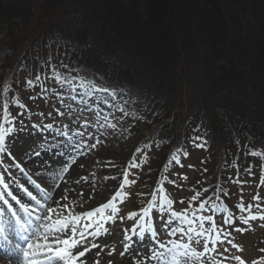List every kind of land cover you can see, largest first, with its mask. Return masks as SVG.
Instances as JSON below:
<instances>
[{"label": "trees", "instance_id": "1", "mask_svg": "<svg viewBox=\"0 0 264 264\" xmlns=\"http://www.w3.org/2000/svg\"><path fill=\"white\" fill-rule=\"evenodd\" d=\"M0 70L7 112L15 101L26 105L16 86L33 89L57 73L79 81L96 74L150 112H168L188 140L179 150L211 159L201 194L217 182L227 200L231 174L217 172L232 154L264 161V0H0ZM147 117L139 118L148 130L155 120ZM172 161L157 152L151 188Z\"/></svg>", "mask_w": 264, "mask_h": 264}, {"label": "rangeland", "instance_id": "2", "mask_svg": "<svg viewBox=\"0 0 264 264\" xmlns=\"http://www.w3.org/2000/svg\"><path fill=\"white\" fill-rule=\"evenodd\" d=\"M72 67L73 68L70 70H73L74 72L82 71L75 68V66ZM6 71L7 70H5L4 72ZM2 72L3 71L0 70V74ZM83 74L86 75V73ZM92 78L93 80H100L96 74H93ZM73 79L74 77H69L68 80H72V83H64L63 86H61V84L57 83L56 81L49 83H40V80L35 83L36 86L33 89H27L22 85L20 87L16 86L17 91L25 99L26 107L27 104L31 107V114L22 110L23 108L19 105L18 109L20 111H16L15 107H11L10 112L5 111L0 115V117H3L4 120L12 121V123H5L4 120H0V123H4V127L11 128L23 129L25 127L27 128L29 125H36L39 128L47 129V125L50 123V121L54 120L58 122L59 125L53 126L50 132L49 137L51 138V140H53V145H55L57 137L64 133V130L68 126H72L78 131L76 135L71 136L68 133L63 136L64 139L68 140L71 144H76L77 142H80L81 144L86 142L89 146L92 144H96V147L94 149L85 151V156L87 155L88 159L85 162V174H87V176H91L93 180V195H91V200L93 201V203L95 202L98 205H101V203H104L108 197L115 195L114 201H116L121 198V196H117V193L123 194L122 199L119 200V203L117 205L118 211L116 212L117 215L115 216L116 226H106L105 228L107 229L109 228L113 231L117 227H120V229L123 230L121 228V225H119V223H122L120 217H124L123 221L126 222L125 228L126 226L130 227L131 225H134L135 220L138 219V216L140 214L143 215L141 209L147 207L149 208L151 205H158L160 198L164 196V194L167 195L170 199L171 194L176 201H180L182 196L190 201L189 197L191 196V193L194 190L199 189V183L202 185L200 178H202L201 173L203 175V167H206L208 164L210 165L211 162L210 158L208 160L205 151L196 150L190 146L188 150V156H186V158H180V164H177L175 167H173L172 171L168 174L169 177L167 176L168 179H166V182H169V185L165 184V190L163 187V191H161V185L160 189H157V192L155 193H158L157 196H155L153 199L150 196L151 194L148 195L149 197H145L140 194L143 188L152 190L151 185H149V183L152 184V182L149 181L148 183V181L145 180L147 176L145 178L146 172L144 171L143 166L144 163L148 162V160L150 159V151L153 146H149V148L146 150L147 154L140 157L139 159H136V163L139 164V169H136L135 167L133 174H131L132 172L128 171L129 167L126 166L127 160H129L131 163L132 161L135 162L134 159H132V155H136L133 152L137 151L139 146H142L143 144H147L149 142L154 143L155 140L156 142L162 141L159 146H162V148H159V152L161 150H164L167 153L168 151L169 153L173 152V156V154L176 153L174 151L181 146V143H183L182 139L187 138L186 136L182 137L185 134L181 136L183 125L176 123L173 118H165L168 112H165L163 114L156 108H151L150 112V107L148 108L147 105L143 104L142 102L136 101L135 98L131 96V91L129 92L124 88L119 89L118 87H116L114 88V90L118 93L116 100L119 102V105L121 107H124L130 113L129 115H127V117H125V115L120 111H117L114 108H109L107 104H101L100 100L103 99L102 96H100L99 98L95 97V103L93 102L90 104L88 103L87 95L78 96L77 92L72 91L74 87H77V84L75 83V81L77 80ZM102 83L105 84V82ZM107 86L111 87L110 85ZM39 90H41L42 92L38 93L37 91ZM42 93H44V95L45 93H48L49 96L41 95ZM47 97L53 98V101L57 104V106L54 114L52 115L51 112H48L45 116V119L43 120L39 115V112L51 111L50 108L52 107L51 101L45 100ZM60 97H63V101H66L70 105L75 106L78 109V113L79 111L83 110V105H85L84 110L80 112L79 116H76L72 113L70 107L64 108L63 101L61 102ZM72 97H75V99H72ZM125 101H127V103H125ZM59 105H61V107H59ZM80 106H82V108H78ZM96 113H99V115H97ZM141 115H147V118L150 117L151 119L153 118V120H155V122L149 126L148 130L146 128L143 129L142 127H140V124H142V122H140L141 120L139 117H141ZM171 116L180 118L179 115H175L174 113ZM185 116L187 115H184V117ZM96 117L102 119V123L97 122L95 119ZM104 117H107V124H113L114 122L117 128L119 127V124L124 125V130H122L121 127L119 130H117V128L112 129L110 127H107ZM148 121H150V119ZM21 122L23 124V128H21ZM42 124L46 125L44 126ZM87 124L90 126L89 130L84 131L83 129ZM102 125L104 126L102 127ZM81 133L83 135H80ZM171 138L173 139L171 140ZM97 140H99L100 142L97 143ZM169 140H171L170 143ZM185 140L188 141L187 139ZM34 141L37 142L38 140ZM163 141L165 143L167 141V143L169 144L165 146V144H163ZM31 146L32 144L30 142L26 146L25 153ZM6 149L7 151L5 152V154L0 153V158H2L0 163L2 167L4 166V169L6 167L7 172L4 174L7 181H10L11 179H15L18 176L19 169L14 166L15 164H19V168L22 167L21 169L23 171H26L27 166L25 164L23 165V163L20 162L22 160V154L18 157L14 151V147L11 146ZM214 149L215 148L213 147V150ZM216 152H218V148ZM153 153L154 152L151 153V159L153 157ZM221 154H223V152ZM228 156L230 157V155ZM229 160L230 164L226 165L225 169L222 168L220 170L219 168L221 173L219 171L217 173L222 174L224 172L231 174V181L228 185L229 196L227 197V204L230 209L223 208L224 211H222L223 209H221L218 212L219 214L216 213V215L209 212L208 210H205L203 213L198 214L214 215V221L215 224L220 228L222 239L227 232H231V235L227 238L232 241V244L239 246L240 250L237 251L236 248H233L232 245L228 244L226 241L223 245H213L209 243L208 246L209 248L215 247L217 249V252L219 253H223L224 248H228L229 251L227 253H224V255L229 257L240 256L245 261V264H253L254 261L259 262V264H264V251H261L264 250V226H261L262 224H264V222L259 220L253 221L251 222V228L249 230H246L244 232L234 231V229L238 227L248 228V226L242 224L238 218L240 215L245 214L240 210L239 206L241 205V203L245 207H247L249 204H255L256 201L253 200V197L256 195H259V197L261 198V202L264 203V161L260 160V162H256L255 159L247 160L246 157L242 158L241 156H237L236 153H234V155L232 154V158H229ZM248 162L249 166L247 164ZM6 164L9 166H7ZM213 164L215 165V163ZM14 170H17V173H15ZM126 171L128 172L129 183L122 188L121 184L124 181V173ZM112 177H115V179H112ZM131 181H135V183H131ZM146 182L148 183L147 186L145 185ZM211 188V191L214 189H220L217 182L216 184H213ZM143 200H145L150 205L147 207L142 205L141 203L144 202ZM194 205L196 204H192V207H195ZM197 209L198 207L195 208V210ZM171 210L182 212L184 210H187V208L184 205L175 203H173L170 209H165L163 207L157 206L150 211V216L145 217V219L147 222L150 220L154 221L153 228L158 230L163 225L164 220L167 219L168 212ZM134 211H138V216L135 215L134 218L129 219L128 214H133ZM188 212L189 216H191L192 212ZM252 212L257 213V209L253 208ZM229 216L235 218V222L232 225H226L223 223L224 220ZM205 227H209L207 222L205 223ZM164 238L168 239L170 245L173 244L174 241H180L181 243L189 242L185 236H181L179 234L165 236ZM209 239H211V237H209ZM204 243V240H201L200 244L191 242V247L194 248L197 252H200L203 251ZM217 252L210 253L208 260L212 259L213 257H215L218 261L222 259L221 256L217 255ZM206 261L207 260L201 261V264H206ZM195 264L198 263L196 262ZM225 264H239V262L229 259L225 262Z\"/></svg>", "mask_w": 264, "mask_h": 264}, {"label": "snow or ice", "instance_id": "3", "mask_svg": "<svg viewBox=\"0 0 264 264\" xmlns=\"http://www.w3.org/2000/svg\"><path fill=\"white\" fill-rule=\"evenodd\" d=\"M57 83L63 86L64 83H72V80H68L60 74H55L53 77ZM40 77L37 76L36 80H39ZM29 85H33L34 82L32 80L28 81ZM10 89H6L8 91ZM72 91L77 92L78 95L88 97H103L100 100L101 104H107L109 108H114L117 111H120L125 116L130 113L119 105V102L116 100L118 93L110 89L108 86L103 85L97 80L87 81L81 80L77 87H74ZM61 102L63 101V97H60ZM75 99V97H72ZM127 103V101H125ZM8 102L4 101L0 103V111H6L8 109ZM99 115V113H96ZM0 120H4L3 117H0ZM105 123L107 127L112 129L116 128L115 124H107V117H104ZM5 123L11 124L12 121L4 120ZM104 125H102L103 127ZM32 127H36V125H32ZM47 127H51V125H47ZM21 128H23V124L21 122ZM11 128H5L4 123H0V153H4L7 151L5 147V138L8 133L11 131ZM80 135H83L82 133ZM199 137H197V140ZM100 141L97 140V143ZM202 147V145H197ZM96 144L88 145L86 142L81 144L77 142L76 144L70 145V148L73 152H76L78 155H84L85 152L82 151L84 148L94 149ZM137 151H140L137 149ZM182 150H177L176 153L173 154L172 160L176 163H179V153ZM253 155H259V153H252ZM183 155H187L186 152H183ZM76 157L70 156L69 161L65 162V167L62 170L61 174H58L59 179L63 178V173H67L70 170L71 164L75 162ZM15 167H19V164H15ZM137 165L133 162L131 164L132 168H135ZM7 172V169H5ZM115 179V177H112ZM33 186L44 193L46 189L41 186V184L36 183L35 181H30ZM129 183L128 180V172H125L124 181L121 184L123 188L126 184ZM131 183H135V181H131ZM0 186L5 189V193L12 198L13 201L16 202L20 206V209L25 213L27 219L22 222L21 217L17 215L15 211L12 210V205L9 203L7 199L4 198L5 193H0V201H2L8 208V211L12 213V216L15 218V222L17 228L15 231L17 234L19 233H27L26 235H22L20 238L26 242V247L21 248L19 243H13L12 238L8 235V231L4 227V222L0 220V240L5 245H11L16 253V259L19 260L20 254L23 257V264H86V261L82 258L86 257V254L89 253L93 248L100 247L99 244L92 242L88 243L85 246V243L88 241L90 236L99 237L101 234V229L105 233L108 232V229L104 228V225L99 223V220H104L105 222H114L115 217L113 213H116L118 210L113 207V205L109 202L92 211H87L79 215H73L68 210L67 204H62L61 201L66 200V196L60 197L54 207H46L45 203L42 202L41 199H38L31 191L24 188L23 191L26 193L30 201H34L35 205L38 207H32V205L21 203V200L17 198L13 193L9 190L8 184L4 180V174L0 173ZM55 187H58L56 185ZM163 191V189H161ZM204 191H208V189H204ZM119 193H117V196ZM200 196V193L197 192L193 197H191L192 201H196ZM49 197L47 195L44 196V200H48ZM211 197H209V200ZM253 200L256 201L255 204H249L245 207L242 203L239 206L242 214L238 218L242 224L248 226V228H235L236 232H244L251 228V222L253 221H262L264 222V203L261 202V198L259 195L253 197ZM173 201L167 196L164 195L160 198L158 205H151L149 208L141 209L143 213V217L149 216L150 211L157 207H163L165 209H170L173 205ZM183 203V201H181ZM206 205H208V201H201L198 205V209L191 213L189 216L188 210H184L182 212H177L175 210H171L168 212L167 219L164 220L162 228L167 231V235H181L185 236L189 243L176 244L173 243L172 247H167L163 242L164 234L162 232H158L157 239L155 241L158 244L160 249H164L165 251L160 252H152L149 255V259H156L165 264L168 257L167 254H172V260L176 261L177 256L185 257L184 264H194V262L205 261L206 257L213 252H217L215 247L209 248V243L216 245H223L225 241L228 244H231L233 248H236L239 251V246L232 244V241L227 237L231 235V232H227L224 235V238L221 237L220 228L215 224L214 215H203L198 213H203L206 210ZM58 208H63L66 211H69L68 215L63 216L61 218V214L56 211ZM256 208L257 213H253L252 209ZM41 209H45L46 213H41L39 215H33L34 213L39 212ZM207 210L211 213H215L218 211V208L213 204L209 206ZM55 213V219L53 218V214ZM4 214V209H0V217ZM136 214H129L128 218H134ZM99 217V220L94 221V217ZM33 219L37 221V225L33 227ZM124 217H120V220L123 221ZM82 220L86 222L82 223ZM209 225V227H205V223ZM235 222V218L232 216L227 217L224 220V224L232 225ZM261 226H264L262 224ZM92 229V231H89ZM214 234V235H213ZM211 237V239H209ZM131 239L128 235V230L124 231V240ZM201 240H204L205 243L203 245V251L197 252L194 248L191 247V242H195L196 244H200ZM130 247V246H129ZM82 248V250L73 251L75 249ZM178 249H182V251H177ZM103 251V248H101ZM114 251V249L112 250ZM229 251L228 248H224L223 253L217 252V255L221 256L222 259L219 261L213 257L210 260L206 261V264H225L229 259L238 261L239 264H245V261L240 256H226L224 253ZM264 251V250H261ZM11 256V253H8ZM99 255V253L97 254ZM111 255V252L109 253ZM123 256L124 253L122 252ZM94 264H98V261H94ZM135 264V261H134ZM143 264V261H141ZM253 264H259V262L254 261Z\"/></svg>", "mask_w": 264, "mask_h": 264}, {"label": "bare ground", "instance_id": "4", "mask_svg": "<svg viewBox=\"0 0 264 264\" xmlns=\"http://www.w3.org/2000/svg\"><path fill=\"white\" fill-rule=\"evenodd\" d=\"M75 83L77 85L79 84L77 81H75ZM52 102L54 103L53 111L55 112L57 104L53 101V99ZM93 102L95 103V97H88V103L91 104ZM63 106L64 108L70 107L72 113L76 116H79L80 112L83 111L85 107V105H83V110L79 111L78 113V109L66 101H63ZM59 107H61V105H59ZM78 108H82V106ZM95 119L97 122L102 123V119L99 117H96ZM42 125L45 126L46 124ZM48 125H51V127H47V129L39 128L37 126L32 127L30 125L23 129L5 127L12 129L5 138V147H14V151L18 157L22 154V160L20 162L27 166L28 172L32 177V179L29 178V180L25 178L22 180L20 171L17 179L10 180V183L8 184L9 190L13 193V195L21 200V203H30L32 207L38 206L35 205L34 201L29 200L28 196L23 191L24 188L31 191L35 196H37L38 199H41L42 202L45 203L46 207H54L56 201L60 197L66 196L67 199L61 201V203L67 204L68 210H70V213L73 215H79L87 211H92L97 207L104 205L106 201L104 203L102 202L101 205H98L95 202L93 203L91 200V195H93V180L91 176H87V174H85L84 170V167L86 166L85 162L88 160L87 155H78L76 152H73L70 148V145L72 144L63 137L68 133L71 136L76 135L78 131L72 126H68L64 130V133L57 137V144L55 143V145H53V140H51L49 137L50 132L53 126L59 125V123L51 120ZM89 127L90 126L87 124L83 130L88 131ZM34 140L38 141L36 142ZM30 142L32 146L28 148L29 150H27L25 153L26 146ZM86 150L90 151V148L82 149L84 152ZM70 156L76 157L75 162L71 164L70 170L67 173H63L62 179L57 178L58 174L62 173V170L65 167V162L69 161ZM14 172L17 173V170H14ZM0 173H6L3 171L2 167H0ZM30 181H35L36 183L41 184V186L44 187L46 191L41 193L33 186ZM56 185H58V187H55ZM0 187L4 189L2 186ZM3 193H5V189ZM45 195L49 197L48 200H44ZM120 196L122 195H118V197ZM4 198L9 201V203L12 205V210L21 217L22 222L27 219L25 213L20 209V206L16 204V202L13 201L10 196L5 193ZM118 203L119 200H116L115 203L112 204L115 209H118ZM56 211L61 214V218L69 214V211H66L63 208H58ZM41 213H46V210L41 209L39 212L34 213L33 215L35 216V214L39 215ZM113 215L115 217L117 214L113 213ZM0 218L4 222L5 228L8 231V235L12 238L13 243L20 244L21 239L19 238V234H17L15 231L16 222L14 225L10 218L7 217L5 212ZM53 218H56L55 213L53 214ZM93 220H99V217H94ZM84 222L86 221L82 220V223ZM99 223L103 224L104 228L106 226H116V221L105 222L104 220H99ZM125 224L126 222L124 221L119 223L123 230H121L120 227H117L113 231L108 228V232L105 233L103 229H101V234L99 237H89L88 241L85 243V246H87L88 243L95 242L99 244L100 247L93 248L89 253L86 254L85 258H82L86 261V264H94V261H98V264H134V261L135 264H141V261H143V264H162L161 261L149 259L148 257L152 252L158 253L160 251H165L164 249H160L158 244L155 243L157 239V235L155 234L162 231L164 237L169 236L167 235V231L163 229L162 226L157 230L152 228L154 225H146V222L143 218L135 220V224L131 228L127 226L125 228ZM125 230H128V235L131 237V239L124 240ZM89 231H92V229ZM163 242L167 247H172L167 238H163ZM10 247L11 245H5L4 248L0 250V264H23L22 257H20L19 260L16 259V252L11 256L8 255L7 250H9ZM101 248H103V251H101ZM113 249L114 251H112ZM78 250H82V248H78L73 251L75 252ZM177 251H182V249H178ZM110 252L111 255H109ZM122 252L124 253L123 256L121 255ZM98 253L99 255H97ZM166 255L168 259L165 264H184L186 259L185 257L177 256L176 261H173L172 254L166 253ZM208 258L209 255L206 257V260H208ZM195 263L196 262H194V264ZM197 263L201 264V262Z\"/></svg>", "mask_w": 264, "mask_h": 264}]
</instances>
